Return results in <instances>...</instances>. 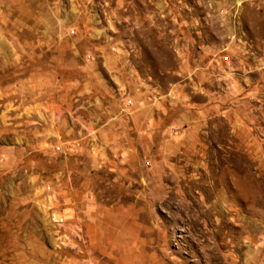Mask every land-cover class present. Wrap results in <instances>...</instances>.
<instances>
[{
  "label": "rangeland",
  "instance_id": "374dc122",
  "mask_svg": "<svg viewBox=\"0 0 264 264\" xmlns=\"http://www.w3.org/2000/svg\"><path fill=\"white\" fill-rule=\"evenodd\" d=\"M0 264H264V0H0Z\"/></svg>",
  "mask_w": 264,
  "mask_h": 264
}]
</instances>
